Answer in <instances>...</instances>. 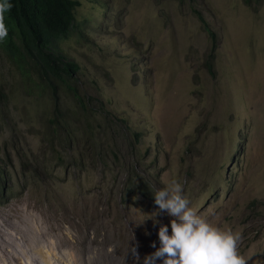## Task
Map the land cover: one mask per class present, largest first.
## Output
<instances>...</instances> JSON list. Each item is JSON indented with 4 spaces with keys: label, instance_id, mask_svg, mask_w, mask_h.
<instances>
[{
    "label": "rangeland",
    "instance_id": "1",
    "mask_svg": "<svg viewBox=\"0 0 264 264\" xmlns=\"http://www.w3.org/2000/svg\"><path fill=\"white\" fill-rule=\"evenodd\" d=\"M77 1L73 29L53 42L77 65L68 84L39 86L0 48L4 259L14 249L21 257L11 263L31 254L40 263L37 254L54 249L62 264L69 254L71 264H146L173 217L128 189V126L142 133L137 172L158 191L179 182L190 206L241 233L248 264H264V0ZM193 8L218 36L213 75L211 39ZM57 110L74 144L52 150Z\"/></svg>",
    "mask_w": 264,
    "mask_h": 264
},
{
    "label": "trees",
    "instance_id": "2",
    "mask_svg": "<svg viewBox=\"0 0 264 264\" xmlns=\"http://www.w3.org/2000/svg\"><path fill=\"white\" fill-rule=\"evenodd\" d=\"M178 1L184 3L186 0ZM7 3L12 6L4 14L8 36L3 41H0L2 51L10 59H14L16 66L25 77L31 78L33 73L36 74L40 82L39 86L46 87L49 84V87H54V80L68 84L69 80L78 70L77 65H75L74 61L67 59L62 53L56 52L53 49V42L70 34L74 22L73 11L79 5V2L77 0H7ZM193 10L211 39V51L205 61V67L213 75L215 53L219 44L218 36L211 29L202 13L196 8H193ZM68 89L78 97L76 88L68 85ZM1 93L0 89V97ZM77 100L82 105L81 99L77 98ZM83 108H86V106L83 105ZM98 111L108 118L109 123L112 121L109 112L103 109H99ZM61 115L62 113H58L57 110L55 118L50 120L49 130L55 140L46 142L48 143V147H52V150H55L57 144H61L64 148H66V144H74L73 135L66 129L65 124L60 118ZM121 127L130 135L129 148L135 153L132 169L137 174L135 173V176L133 175L129 180L128 189L137 186L141 195L149 200V204L158 208L154 197L158 191L156 189L157 184L151 179L152 176L147 177L137 172L141 167V156L137 148L142 139V133L140 131L132 132L128 126ZM89 129H93V127ZM100 142V140H96V137L93 136V145L95 147ZM55 152L59 153L57 150ZM95 155V158L97 157L99 161L106 162L105 157L107 156H105L103 151ZM114 155L119 160L118 152H115ZM26 168L25 163H23L22 170L25 171ZM7 175V170L3 169V166L0 164V199L2 203L8 201V199H5ZM139 176L140 180L138 181Z\"/></svg>",
    "mask_w": 264,
    "mask_h": 264
},
{
    "label": "clouds",
    "instance_id": "3",
    "mask_svg": "<svg viewBox=\"0 0 264 264\" xmlns=\"http://www.w3.org/2000/svg\"><path fill=\"white\" fill-rule=\"evenodd\" d=\"M7 0H0V41L8 36L5 12L11 8ZM155 204L173 219L169 227L158 230L159 247L146 256V264H248L239 251L242 239L239 231L213 224L207 217L190 206L183 186L172 180L154 195ZM135 252V249H134Z\"/></svg>",
    "mask_w": 264,
    "mask_h": 264
},
{
    "label": "bare ground",
    "instance_id": "4",
    "mask_svg": "<svg viewBox=\"0 0 264 264\" xmlns=\"http://www.w3.org/2000/svg\"><path fill=\"white\" fill-rule=\"evenodd\" d=\"M12 236H13V238L15 240H17L18 243L22 244L21 248H26L27 245H25V241L23 240V237H17V236H15L13 234H12ZM0 239L2 240V237L1 236H0ZM6 245H8V244L6 243ZM6 245H5V243L3 241L0 242V264H8V263H11L13 261L12 258L14 257V255L15 256L16 255L17 256H20V253H18L16 250L12 249L13 251L11 250L12 252L9 253V260L11 258V261L10 262H7L8 260H5L4 259L5 258L4 257V254L6 253V255H7V253H8V250H6ZM11 247L12 246H10V248ZM54 251H55L54 249H51V250H48V251H42L39 254H37V256L40 257V263L36 260V258L34 257L33 254H31L30 257L29 256H23L22 257V260H21V264H57L58 261L61 263V259H59L58 253H56ZM69 255L70 256L67 257V259L69 261L67 264H71L72 263V262H70V259L69 258L73 257V255L72 254H69ZM20 257H18V258H20ZM72 260H74V259H72ZM17 261L20 262V260H17ZM11 264H13V263H11Z\"/></svg>",
    "mask_w": 264,
    "mask_h": 264
},
{
    "label": "flooded vegetation",
    "instance_id": "5",
    "mask_svg": "<svg viewBox=\"0 0 264 264\" xmlns=\"http://www.w3.org/2000/svg\"><path fill=\"white\" fill-rule=\"evenodd\" d=\"M74 161H76V159H74Z\"/></svg>",
    "mask_w": 264,
    "mask_h": 264
}]
</instances>
